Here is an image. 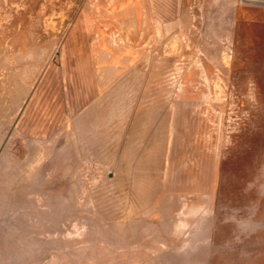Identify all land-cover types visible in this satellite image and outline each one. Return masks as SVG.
I'll return each mask as SVG.
<instances>
[{"label": "rangeland", "instance_id": "374dc122", "mask_svg": "<svg viewBox=\"0 0 264 264\" xmlns=\"http://www.w3.org/2000/svg\"><path fill=\"white\" fill-rule=\"evenodd\" d=\"M0 264H264V0H0Z\"/></svg>", "mask_w": 264, "mask_h": 264}]
</instances>
